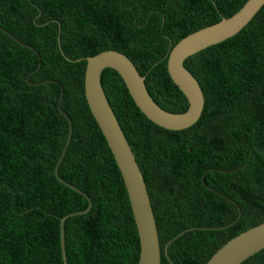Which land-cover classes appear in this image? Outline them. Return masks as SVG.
<instances>
[{"label": "trees", "instance_id": "16d2710c", "mask_svg": "<svg viewBox=\"0 0 264 264\" xmlns=\"http://www.w3.org/2000/svg\"><path fill=\"white\" fill-rule=\"evenodd\" d=\"M246 1L0 0V264H63L60 219L88 203L57 180L56 166L91 200L65 220L67 264H138L128 194L85 99V58L122 52L160 107L184 112L187 99L167 71L170 50ZM184 65L205 102L180 130L148 120L115 70L101 74L144 176L161 264H205L264 222V5ZM60 86L73 129L57 165L68 136ZM240 264H264V249Z\"/></svg>", "mask_w": 264, "mask_h": 264}, {"label": "water", "instance_id": "95a60500", "mask_svg": "<svg viewBox=\"0 0 264 264\" xmlns=\"http://www.w3.org/2000/svg\"><path fill=\"white\" fill-rule=\"evenodd\" d=\"M263 5L264 0H247L230 17H224L214 24L188 34L172 47L167 57V71L172 82L188 102V108L181 113L166 111L153 100L145 86V78L140 75L131 59L122 52L104 50L85 58V99L114 157L128 194L139 240L138 264H161L158 231L143 173L103 90L101 84L102 71L105 68H111L120 75L134 104L148 120L170 130L190 127L199 119L205 98L199 82L185 67L184 61L200 50L220 43L238 33ZM38 60L39 63L34 72L40 68L39 56ZM62 100L63 89L60 86L57 108L67 119L68 136L57 165L65 155L73 129L70 117L62 110ZM54 172L59 182L81 194L88 203L86 209L69 213L60 219L62 261L63 264H67L64 239L65 220L75 214L87 212L91 207V200L79 188L61 178L57 166ZM262 249H264V222L229 239L205 264H240Z\"/></svg>", "mask_w": 264, "mask_h": 264}]
</instances>
